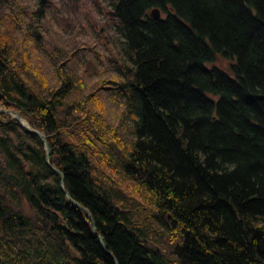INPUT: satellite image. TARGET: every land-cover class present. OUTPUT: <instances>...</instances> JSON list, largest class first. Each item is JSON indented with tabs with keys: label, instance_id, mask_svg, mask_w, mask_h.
Masks as SVG:
<instances>
[{
	"label": "trees",
	"instance_id": "trees-1",
	"mask_svg": "<svg viewBox=\"0 0 264 264\" xmlns=\"http://www.w3.org/2000/svg\"><path fill=\"white\" fill-rule=\"evenodd\" d=\"M111 1L95 80L0 0V264H264V0Z\"/></svg>",
	"mask_w": 264,
	"mask_h": 264
},
{
	"label": "rangeland",
	"instance_id": "rangeland-1",
	"mask_svg": "<svg viewBox=\"0 0 264 264\" xmlns=\"http://www.w3.org/2000/svg\"><path fill=\"white\" fill-rule=\"evenodd\" d=\"M14 3L17 12L18 8L23 9V19H20L23 25L24 22L29 23L37 12L39 0H15ZM111 3V0H46L44 5L40 3L45 15L40 22L46 27L40 45L48 49L47 52H52L55 46L67 48V53L78 48L80 50L75 59L79 61L81 70L88 68V77L95 80L119 79L118 63L121 62L124 46L120 43L122 38L116 27L118 20L113 14ZM38 54L45 58L43 53ZM84 56H87L86 61L83 60ZM88 62L89 66L86 64ZM234 64V61L219 56L207 66L233 76L231 67ZM114 110L118 108L114 106Z\"/></svg>",
	"mask_w": 264,
	"mask_h": 264
},
{
	"label": "water",
	"instance_id": "water-1",
	"mask_svg": "<svg viewBox=\"0 0 264 264\" xmlns=\"http://www.w3.org/2000/svg\"><path fill=\"white\" fill-rule=\"evenodd\" d=\"M150 15H151V18L156 19V20H160L161 17H162L161 11H160L159 9H155V10H153V11L151 12ZM0 113L10 114V115H12L13 118L16 119L19 123H21L23 127H25V128L28 129L31 133H34V134H36L37 136H39V137L41 138V140L44 142L45 147H46V150H47V158H46V162H47L48 165H51V162H50L51 150H50V147H49V145H48V143H47L46 137H45L43 134L39 133L38 131L32 129V128L29 126V124H28L25 120H23L19 115H17V114H12V113H10V112H8V111H5V110H3V109H1V108H0ZM54 171H55L59 176H61V178H62V183H61V184H62V186H63V182H64V181H63V180H64V176H63V174H62L60 171H58L57 169H55V168H54ZM63 190H64V189H63ZM66 195H67V197L69 198V200L71 201L72 204H74L76 207L81 208V207H80V206H79V205H78V204H77V203H76V202L70 197L69 194L66 193ZM81 209L87 214V216H88V217L90 218V220L93 222V220H92V218H91L89 212H88L86 209H84V208H81ZM93 225H94L93 234H94L95 237L99 238V240H100L101 243H102V246H103L104 250L106 251L104 240H103L102 237H100V236L97 235V231H96V229H95V224L93 223ZM114 260H115V258H114Z\"/></svg>",
	"mask_w": 264,
	"mask_h": 264
}]
</instances>
